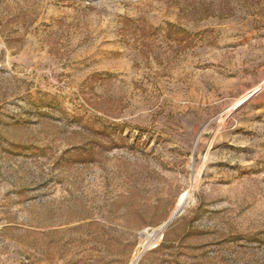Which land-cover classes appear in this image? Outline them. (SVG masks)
<instances>
[{
    "label": "rangeland",
    "instance_id": "rangeland-1",
    "mask_svg": "<svg viewBox=\"0 0 264 264\" xmlns=\"http://www.w3.org/2000/svg\"><path fill=\"white\" fill-rule=\"evenodd\" d=\"M159 235L136 264H264V0H0V264Z\"/></svg>",
    "mask_w": 264,
    "mask_h": 264
},
{
    "label": "bare ground",
    "instance_id": "bare-ground-1",
    "mask_svg": "<svg viewBox=\"0 0 264 264\" xmlns=\"http://www.w3.org/2000/svg\"><path fill=\"white\" fill-rule=\"evenodd\" d=\"M190 199H191V191L181 193V195L179 196L177 200L175 209L172 212V217H175L177 214H179L186 207V205L190 202ZM166 223L167 221L164 224ZM159 238H160V235L159 237H152V238L145 239L144 241H142L139 247L137 248L135 254L133 255V258L131 259L130 264H136L138 261L139 253L151 247L152 245L156 244Z\"/></svg>",
    "mask_w": 264,
    "mask_h": 264
}]
</instances>
